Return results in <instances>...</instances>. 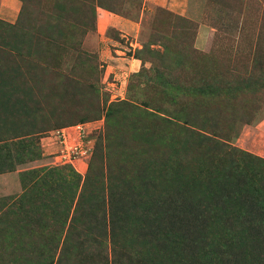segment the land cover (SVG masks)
<instances>
[{"label": "rangeland", "instance_id": "obj_1", "mask_svg": "<svg viewBox=\"0 0 264 264\" xmlns=\"http://www.w3.org/2000/svg\"><path fill=\"white\" fill-rule=\"evenodd\" d=\"M184 1L0 0V264H264V0Z\"/></svg>", "mask_w": 264, "mask_h": 264}, {"label": "crops", "instance_id": "obj_2", "mask_svg": "<svg viewBox=\"0 0 264 264\" xmlns=\"http://www.w3.org/2000/svg\"><path fill=\"white\" fill-rule=\"evenodd\" d=\"M147 1L148 0H143L144 8H145V3ZM150 1L154 5L167 8L169 10L176 12L177 14H183L186 10L184 0H150ZM138 25L139 24L137 22H134L131 18L123 17L121 15L109 12L101 8L97 9V27H98L99 32L104 31L108 26H113V27L119 28L120 32H125L124 33L125 35H128L130 34V32L131 33L136 32L138 29ZM119 58L123 60L122 62L120 61V64L121 63L123 64L122 68L136 70L139 67L140 62L138 59L130 57V58H127V61H125L124 60L125 57H119ZM109 68H110V65L106 66V70L108 72H109ZM13 172L0 173V177L10 175V173H13ZM0 184H6V183L5 181H2V179H0Z\"/></svg>", "mask_w": 264, "mask_h": 264}, {"label": "trees", "instance_id": "obj_3", "mask_svg": "<svg viewBox=\"0 0 264 264\" xmlns=\"http://www.w3.org/2000/svg\"><path fill=\"white\" fill-rule=\"evenodd\" d=\"M93 0H89V2L87 3V5H89L90 4V6L92 5L91 4V2H92ZM97 2H98V6L99 7H102L103 9H106V10H108V11H110V12H113V13H116V14H118V15H122V5H121V3H122V0H96ZM108 1H111V4H108L107 2ZM114 4V5H113ZM139 8H140V5H139ZM138 8V9H139ZM164 11H166V10H164ZM164 13H166L167 15H172V16H174L175 18H178V19H180L182 22H186V23H190V21H189V19L188 18H186V17H183V15H178V14H175V13H172V12H168V11H166V12H164ZM124 15V14H123ZM125 17H127V18H129V17H131V18H136L137 16H135V15H133V16H128V15H126ZM138 51V50H137ZM183 53V52H182ZM181 54V53H180ZM137 58V57H136ZM137 73V72H136ZM178 82H175L174 83V86H176V87H179L180 88V86H182V84H181V82H183L182 80H177ZM184 83V82H183ZM92 87V86H91ZM204 90H201V91H198V92H194V93H196L195 95H197V96H199V95H201V93L203 92ZM118 106H120V104L119 103H117L116 104V106L115 107H118ZM114 107V108H115ZM114 108H113V106H112V108L109 110H107L106 111V114H105V116H107V119L108 120H110V117L113 115V113H114ZM184 108H187V106H183V108L182 109H184ZM90 110H94V108L92 107V108H89ZM181 113V112H180ZM182 114V113H181ZM218 122V121H217ZM221 123H222V121H220ZM220 122H218V123H220ZM197 135L199 136V137H201V138H204L205 140H207V141H210L211 143H218L219 141H218V139L216 138V137H214V136H210V135H206V134H203L202 135V133H197ZM223 142H222V140H221V143L219 144L220 145V147H222L223 146ZM237 149V151H241L240 149H238V148H236ZM244 152V151H243ZM247 154H250V153H248L247 152ZM234 165V164H233ZM240 166L241 165H237V167L236 168H240ZM226 170V169H225ZM227 171V170H226ZM240 192V191H239ZM258 207H255V208H253L254 209V212L252 213L253 214V217H254V214L256 213V210H259V211H264V199L262 200V202H261V204L259 203V205H257ZM248 209H250V208H248ZM256 214H258V213H256ZM260 214V213H259ZM119 215V214H118ZM119 217H121L120 215H119ZM76 220H77V215H76ZM80 218V217H79ZM84 219H86V220H88V218H84ZM84 221V220H83ZM244 220L243 219H235L234 217L230 220V219H228V226H227V228H226V232L227 233H232L231 232V230L233 231V229H234V227L237 225V227H239L241 224H242V222H243ZM257 224H258V222H257ZM254 230H255V237H257L255 240H260L261 238H263L264 239V224L262 223L261 225H256V227L254 228ZM243 236V234H240V235H238V237L237 238H241ZM260 258L261 259H263L261 256H260ZM23 264H30V262H29V260H26Z\"/></svg>", "mask_w": 264, "mask_h": 264}, {"label": "built area", "instance_id": "obj_4", "mask_svg": "<svg viewBox=\"0 0 264 264\" xmlns=\"http://www.w3.org/2000/svg\"><path fill=\"white\" fill-rule=\"evenodd\" d=\"M79 134L81 136V131L79 129ZM82 145L83 143L79 142L78 144L76 145H70V147H68L69 149L67 150V157L71 159V157H76L78 156L79 154H81V149H82Z\"/></svg>", "mask_w": 264, "mask_h": 264}]
</instances>
